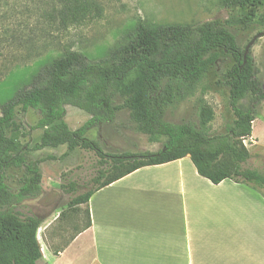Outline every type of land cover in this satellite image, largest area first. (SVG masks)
Wrapping results in <instances>:
<instances>
[{"label": "trees", "instance_id": "obj_1", "mask_svg": "<svg viewBox=\"0 0 264 264\" xmlns=\"http://www.w3.org/2000/svg\"><path fill=\"white\" fill-rule=\"evenodd\" d=\"M220 1L229 12L227 21L198 25H150L138 21L129 39L116 45L104 60L93 62L84 55L67 52L45 68L31 88L0 109V264L43 261L39 242L43 222L23 218L18 211L25 201L36 199L42 191L38 163L28 160L31 152L67 148L60 159L49 157V161L65 159L78 149L99 157L100 169L93 180L97 187L77 196L73 208H88L96 192L142 168L186 157H190L199 176L213 185L230 180L264 194V174L246 168L251 154L244 145L252 137L258 108L264 103V83L258 78L252 52L245 59L247 46L240 47L229 30L245 35L264 30V0ZM102 16L99 0H51L47 10L28 12L19 25L28 28L34 21L38 27L67 29ZM0 17V25H6L7 13ZM18 44L13 45L20 48ZM24 46L26 55L10 62L7 72L42 57L33 39ZM221 55L230 56L234 62L224 86L229 90V104L236 120L226 133L210 135L215 114L204 99L196 102L193 121L179 125L167 122V111L195 97L199 83L221 62ZM117 99L123 101L121 106L116 105ZM67 106L79 109L90 119L81 128L71 130L66 122ZM123 109L129 111L136 133L146 135L151 144L165 140L159 152L109 155L101 147L100 137L99 141L88 138L93 131L115 124ZM30 111L37 112L40 119L26 131L19 116L26 117ZM37 130L42 135L31 146L27 139ZM11 170L25 171L24 185L18 190L7 184ZM75 189L71 185L70 190ZM87 217L86 229L91 226L89 208Z\"/></svg>", "mask_w": 264, "mask_h": 264}, {"label": "rangeland", "instance_id": "obj_2", "mask_svg": "<svg viewBox=\"0 0 264 264\" xmlns=\"http://www.w3.org/2000/svg\"><path fill=\"white\" fill-rule=\"evenodd\" d=\"M99 2L103 8L101 18L61 29L49 25L38 27L34 21H31L32 26L28 28L19 25L28 12L47 10L51 0H0V14L7 13L6 25H0V109L18 93L31 88L43 70L67 52L84 55L93 62L106 59L109 51L129 39L138 21L150 25H198L216 20L227 21L230 17L220 0H99ZM229 30L242 48L256 35L264 32L263 29H258L245 35L232 28ZM29 39L34 40L35 50L42 51V57L15 66L7 72V65L10 62H16L26 55L24 43ZM17 41L20 48L16 46L17 44L13 45ZM251 52L258 70V78L264 83V38L256 42ZM233 64L230 56L221 55V62L199 83L195 97L188 99L175 110L169 109L166 121L176 125L193 121L196 102L204 99L215 114L210 124V135L225 134L236 120L229 104V90L224 86L226 74ZM122 104L121 99L116 100V105ZM19 117L26 131L40 119V115L35 111H30L26 117ZM66 119L71 128L77 130L90 117L77 108L67 106ZM41 135V130L32 132L27 141L33 146ZM99 137L101 147L109 155L157 153L165 141L151 144L146 135L136 133L130 122L129 111L126 109L117 114L115 124L104 126L88 136L95 141H99ZM244 145L251 154L246 168L264 174V103L258 108L252 137L245 140ZM66 152L67 148L61 147L31 152L28 155L29 162L38 163L41 170L42 191L36 199L25 201L18 211L23 218L34 217L42 220L39 242L43 254H57L63 251L75 236L86 228L87 206L73 208L72 202L77 196L97 187L93 180L100 169L99 157L93 152L78 149L65 159L47 160L49 157L60 159ZM24 174V170H11L7 184L18 190L24 185ZM71 185L76 186V191L70 190ZM40 264L46 263L42 261ZM58 264H84L83 251H78V246H75L61 259L59 258Z\"/></svg>", "mask_w": 264, "mask_h": 264}, {"label": "crops", "instance_id": "obj_3", "mask_svg": "<svg viewBox=\"0 0 264 264\" xmlns=\"http://www.w3.org/2000/svg\"><path fill=\"white\" fill-rule=\"evenodd\" d=\"M88 208L91 226L44 263L78 246L84 264H264L262 191L213 185L190 157L142 168L96 192Z\"/></svg>", "mask_w": 264, "mask_h": 264}, {"label": "water", "instance_id": "obj_4", "mask_svg": "<svg viewBox=\"0 0 264 264\" xmlns=\"http://www.w3.org/2000/svg\"><path fill=\"white\" fill-rule=\"evenodd\" d=\"M264 38V32L259 33L258 35H256L251 42L247 45L246 50H245V59L247 58L249 52L251 51V49L254 47V45L256 44V42L260 39Z\"/></svg>", "mask_w": 264, "mask_h": 264}]
</instances>
